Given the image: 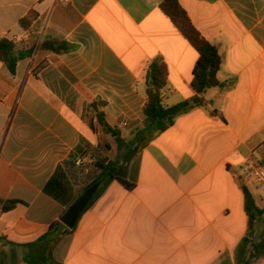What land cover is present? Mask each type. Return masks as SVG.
I'll return each instance as SVG.
<instances>
[{
  "label": "crops",
  "instance_id": "0c3cea01",
  "mask_svg": "<svg viewBox=\"0 0 264 264\" xmlns=\"http://www.w3.org/2000/svg\"><path fill=\"white\" fill-rule=\"evenodd\" d=\"M162 1L0 0V40L18 50L45 37L71 47L35 51L13 75L0 62V264H46L40 247L27 246L67 210L44 188L71 153L82 168L65 202L90 181L91 164L114 160L93 101L127 139L144 120V77L154 59L168 71L165 107L194 96L198 54L159 11ZM178 2L216 48L218 79L229 86L208 89L205 106L177 117L130 162L134 187L108 185L54 245L57 264H244L249 255L264 220L250 234L242 190L264 208V182L250 176L264 160V0ZM30 11L36 19L23 29L18 22Z\"/></svg>",
  "mask_w": 264,
  "mask_h": 264
},
{
  "label": "trees",
  "instance_id": "16d2710c",
  "mask_svg": "<svg viewBox=\"0 0 264 264\" xmlns=\"http://www.w3.org/2000/svg\"><path fill=\"white\" fill-rule=\"evenodd\" d=\"M158 9L170 20L175 30L198 54L197 61L192 71V81L190 84L194 96L175 105L165 107L163 104V90L167 85L168 71L163 60L154 59L148 64L144 77V120L140 127L134 129L129 134L127 139L122 138L118 131L111 129L105 122L104 113L101 110L104 103L93 101L90 108L102 132L112 136L115 158L114 160H108L106 158L97 159L95 163L90 165L92 170H94L95 173L97 172V175L82 187L81 193L97 182H101V184L82 214L104 192L108 185L114 181L127 189H132L134 184L126 180V169L130 162L156 137L170 128L177 117L187 113L193 108L205 106L202 95L208 89L229 86V84L223 85L218 79V72L222 62L216 48L207 42L192 25L191 20L178 0H163ZM35 19L36 14L30 11L19 20L18 24L21 28L28 29ZM38 50L61 55L69 52L71 47L58 39L45 37L33 48L18 50L14 42L1 39L0 62L4 63L9 73L13 75L18 62L31 57L34 52ZM110 148L109 145H106V149L109 150ZM76 160V152L71 153L68 159L57 167L56 172L44 188L45 194L52 197L57 202L64 204L66 208L74 201L65 202V198L68 191L72 188V183L76 182V169L82 168V166L75 165ZM88 166L89 165H84V167ZM86 169L84 170L85 172ZM242 190L244 195V210L248 215L251 234L254 222L264 215V208L260 209L255 205L247 189L243 188ZM62 227L59 221L54 222L43 236L27 247H40L42 261L46 264H57L52 257L54 245L57 243L60 236L72 231L66 228L62 229ZM244 241L246 240L244 239ZM263 258L264 233L257 244L251 242L250 252L244 264H252Z\"/></svg>",
  "mask_w": 264,
  "mask_h": 264
},
{
  "label": "water",
  "instance_id": "95a60500",
  "mask_svg": "<svg viewBox=\"0 0 264 264\" xmlns=\"http://www.w3.org/2000/svg\"><path fill=\"white\" fill-rule=\"evenodd\" d=\"M100 184L101 182H97L84 190L61 216L60 222L69 230H72L75 227L78 218L97 192Z\"/></svg>",
  "mask_w": 264,
  "mask_h": 264
},
{
  "label": "rangeland",
  "instance_id": "374dc122",
  "mask_svg": "<svg viewBox=\"0 0 264 264\" xmlns=\"http://www.w3.org/2000/svg\"><path fill=\"white\" fill-rule=\"evenodd\" d=\"M104 138L106 140L110 141V137L109 136H104ZM102 144H103L102 145V148H103L104 152H107L108 149H106L104 147V144L105 143L102 142ZM110 144L114 146V143L112 141L110 142ZM93 154H95V151H93ZM108 157H113V155L112 154H109ZM95 174L96 173H94V172L92 173L91 171H89L87 177L90 178L89 180H91V179L94 178ZM263 233H264V223L256 224L255 227H254V235H253V238H252V243L253 244H257L260 241Z\"/></svg>",
  "mask_w": 264,
  "mask_h": 264
},
{
  "label": "built area",
  "instance_id": "2783aa9c",
  "mask_svg": "<svg viewBox=\"0 0 264 264\" xmlns=\"http://www.w3.org/2000/svg\"><path fill=\"white\" fill-rule=\"evenodd\" d=\"M126 127V124L123 122V123H120L118 125V129L121 131L123 130L124 128ZM250 176L263 183L264 182V160L262 162H260L258 165L256 166H253L251 168V171H250Z\"/></svg>",
  "mask_w": 264,
  "mask_h": 264
}]
</instances>
